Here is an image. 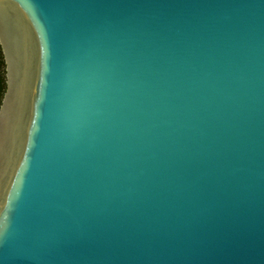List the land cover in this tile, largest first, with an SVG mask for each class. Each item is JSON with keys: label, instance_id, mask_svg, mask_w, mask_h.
I'll list each match as a JSON object with an SVG mask.
<instances>
[{"label": "water", "instance_id": "obj_1", "mask_svg": "<svg viewBox=\"0 0 264 264\" xmlns=\"http://www.w3.org/2000/svg\"><path fill=\"white\" fill-rule=\"evenodd\" d=\"M0 264H264V0H0Z\"/></svg>", "mask_w": 264, "mask_h": 264}, {"label": "trees", "instance_id": "obj_2", "mask_svg": "<svg viewBox=\"0 0 264 264\" xmlns=\"http://www.w3.org/2000/svg\"><path fill=\"white\" fill-rule=\"evenodd\" d=\"M1 66H2V59H1V54H0V97H1L2 89H3V77H2Z\"/></svg>", "mask_w": 264, "mask_h": 264}]
</instances>
